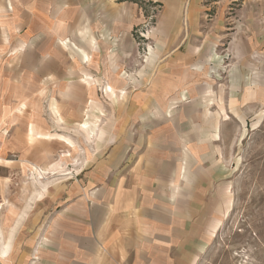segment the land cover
Returning a JSON list of instances; mask_svg holds the SVG:
<instances>
[{
    "label": "rangeland",
    "instance_id": "rangeland-1",
    "mask_svg": "<svg viewBox=\"0 0 264 264\" xmlns=\"http://www.w3.org/2000/svg\"><path fill=\"white\" fill-rule=\"evenodd\" d=\"M132 1L144 18L132 32L126 60L104 61L100 52L99 61L82 64L79 51L69 49L67 92L54 93V85L43 109L28 106L18 112L19 122L6 119L0 126V264H13L18 255L25 263L30 255L22 252L32 246L36 251L45 241V216L90 195L86 186L108 160H118L110 155L120 144L119 155L143 150L141 139L178 150L184 144L178 148L179 134L200 132L212 140L195 143L211 146L197 171L207 176L213 200L226 204L215 207L220 230L198 264H264V103L238 101L230 94L233 82L228 88L217 85L219 104L215 93L206 102L200 94L191 98L188 84L173 94L155 92L158 74L169 86L188 82L189 71L203 64L194 60L204 41L212 48L207 68L221 81L237 70L249 72L245 59L264 72V60L258 62L264 59V0ZM169 6V15L177 16L175 31L162 22ZM257 41L262 47L250 53ZM69 42L79 47L78 41ZM241 49L253 58H242ZM107 85L115 97L105 92ZM33 122L35 135L53 139L31 137ZM37 215L41 219L32 230L28 225ZM37 258L33 255V262Z\"/></svg>",
    "mask_w": 264,
    "mask_h": 264
},
{
    "label": "crops",
    "instance_id": "crops-1",
    "mask_svg": "<svg viewBox=\"0 0 264 264\" xmlns=\"http://www.w3.org/2000/svg\"><path fill=\"white\" fill-rule=\"evenodd\" d=\"M168 8L162 22L172 23L175 31L177 16L169 15L172 7ZM143 18L132 0H0V126L6 119L19 122L18 112L28 106L43 109L54 85L58 88L54 93L67 92L69 49L79 51L82 64L99 61L100 52L104 61L126 60L132 32ZM204 44L202 55L194 60L203 64L189 71L188 82L173 81L169 86L163 84L164 75L158 74L155 92L173 94L188 84L191 98L200 94L206 102L215 93L219 104L222 97L217 87L228 88L233 82L230 94L234 92L238 101L263 104L264 72L245 59L259 50L258 41L250 45L249 54L241 49L240 56L251 70H237L226 82L207 68L212 65V48L211 43ZM105 92L115 97L111 85ZM191 98L189 104L194 101ZM34 127L30 123L31 137L53 139L51 134L35 135ZM178 137V148L184 143L178 150L158 148L141 139L143 150L119 155L123 154L120 144L110 155L118 160H108V166L96 172V181L86 186L90 195L83 193L48 220L45 216L49 222L45 241L36 251L30 246L22 252L30 255L25 263L24 255H18L13 264H198L220 230L221 219L214 217L226 201L213 200L207 176L196 168L198 161L202 164L210 156L211 146L195 143L212 140L210 133ZM40 219L35 216L28 226L34 230ZM33 255L38 257L36 262Z\"/></svg>",
    "mask_w": 264,
    "mask_h": 264
},
{
    "label": "bare ground",
    "instance_id": "bare-ground-1",
    "mask_svg": "<svg viewBox=\"0 0 264 264\" xmlns=\"http://www.w3.org/2000/svg\"><path fill=\"white\" fill-rule=\"evenodd\" d=\"M77 48V47H76Z\"/></svg>",
    "mask_w": 264,
    "mask_h": 264
}]
</instances>
